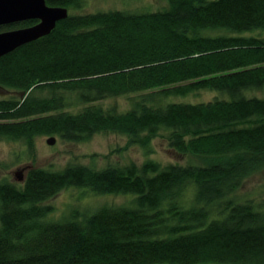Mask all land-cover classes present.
Wrapping results in <instances>:
<instances>
[{
	"label": "trees",
	"instance_id": "1",
	"mask_svg": "<svg viewBox=\"0 0 264 264\" xmlns=\"http://www.w3.org/2000/svg\"><path fill=\"white\" fill-rule=\"evenodd\" d=\"M167 3L70 14L0 57V88L13 93L0 99V138L33 148L38 136L113 132L149 148L166 131L190 159L32 167L23 183H0V264H264V202L237 196L264 170V0ZM201 90L217 95L170 100ZM121 96L126 111L101 103ZM69 187L132 200L48 218Z\"/></svg>",
	"mask_w": 264,
	"mask_h": 264
},
{
	"label": "rangeland",
	"instance_id": "2",
	"mask_svg": "<svg viewBox=\"0 0 264 264\" xmlns=\"http://www.w3.org/2000/svg\"><path fill=\"white\" fill-rule=\"evenodd\" d=\"M167 6V0H84L80 8H69V13L87 14L109 10L152 12L165 9ZM12 25L11 27L10 25H8L9 27H0V32L17 28ZM11 95L5 88H0V99ZM216 95L217 93L214 91L201 90L187 96H172L170 100L192 103L208 102L213 100ZM101 103L106 108L114 106L121 112L131 107L127 96L108 99ZM51 136L56 139L52 145L48 143ZM51 136L36 137L33 148H29L22 140L0 138V183L4 181L23 183L19 178H16L17 172L22 168L25 169L24 174H27L32 167L59 170L66 165L75 163L103 167L108 163L127 164L135 162L142 164L148 159L164 165L170 163L187 164L190 161L189 157L178 155L170 147L166 131L156 137L149 148L130 144L128 136L113 132L96 134L87 142H69L62 140L58 135ZM237 196L242 199L251 198L264 202V170L250 176L237 192ZM131 200L132 196L130 195H95L87 189L69 187L47 202L54 207L48 218L61 219L76 210L90 214L103 205H125L131 203Z\"/></svg>",
	"mask_w": 264,
	"mask_h": 264
},
{
	"label": "water",
	"instance_id": "3",
	"mask_svg": "<svg viewBox=\"0 0 264 264\" xmlns=\"http://www.w3.org/2000/svg\"><path fill=\"white\" fill-rule=\"evenodd\" d=\"M70 15L69 8L48 5L46 0H0V27L14 23L37 19L38 22L0 32V57L18 47L50 34L57 23ZM56 141L54 136L48 139L49 144ZM22 168L17 172L20 181L26 174Z\"/></svg>",
	"mask_w": 264,
	"mask_h": 264
},
{
	"label": "flooded vegetation",
	"instance_id": "4",
	"mask_svg": "<svg viewBox=\"0 0 264 264\" xmlns=\"http://www.w3.org/2000/svg\"><path fill=\"white\" fill-rule=\"evenodd\" d=\"M37 22H38V21H37ZM3 89H4V88H3ZM5 90H6V91H8V92H10V91H9V90H7V89H5ZM11 94L13 95V93H11V92H10V95H11Z\"/></svg>",
	"mask_w": 264,
	"mask_h": 264
}]
</instances>
